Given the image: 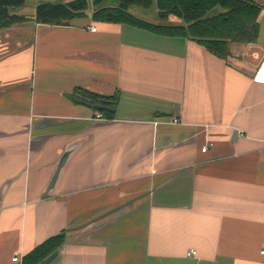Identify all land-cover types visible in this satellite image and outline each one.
<instances>
[{
    "label": "crops",
    "instance_id": "1",
    "mask_svg": "<svg viewBox=\"0 0 264 264\" xmlns=\"http://www.w3.org/2000/svg\"><path fill=\"white\" fill-rule=\"evenodd\" d=\"M90 1L0 27V264H264V0L224 56Z\"/></svg>",
    "mask_w": 264,
    "mask_h": 264
},
{
    "label": "trees",
    "instance_id": "2",
    "mask_svg": "<svg viewBox=\"0 0 264 264\" xmlns=\"http://www.w3.org/2000/svg\"><path fill=\"white\" fill-rule=\"evenodd\" d=\"M23 1V0H19ZM105 0H93L92 17L96 20L120 21L146 27L170 35H186L203 43L214 53L224 56L228 41L255 42L258 39L260 6L248 0H113L116 3L101 5ZM18 0H0V27L12 24L20 14H8L6 6L16 5ZM155 2L160 21H151L130 11V5L151 7ZM220 8L216 13L212 9ZM89 0H73L69 3H43L35 12L41 22H61L88 12ZM79 92V93H78ZM77 94L95 102L116 104L117 98L98 93L77 91ZM109 116L110 110L96 108ZM65 234L51 236L39 244L30 254L35 264L50 254L64 240Z\"/></svg>",
    "mask_w": 264,
    "mask_h": 264
},
{
    "label": "water",
    "instance_id": "3",
    "mask_svg": "<svg viewBox=\"0 0 264 264\" xmlns=\"http://www.w3.org/2000/svg\"><path fill=\"white\" fill-rule=\"evenodd\" d=\"M70 1H73V0H70ZM70 1L59 2V0L58 1L57 0H23L19 5H11L9 8H11L10 10H15V11H17L19 9L20 10L26 9L25 13H27V11H28L27 8L30 7V8H34L35 12H36L37 7L43 3H50V4L51 3H69ZM109 3L114 4L116 2H114L113 0H105L101 3V5H106ZM89 6H91L90 0H89ZM129 9L131 12L136 13V15H138L140 17L150 19L152 21H160L159 16L157 15L158 10H157V6H156L155 2H153L152 6L149 8L144 7V6H140V5H130ZM218 9H220V8H218V6H217L216 8L212 9V11L210 13L211 14L216 13V11L218 12ZM35 12H34V14H35ZM76 100L78 102H81V103L87 105V106L92 107L93 109L101 108V109H106V110H115V108H116L115 104L95 102L91 98L84 97L81 95L77 96ZM64 158L61 160L60 166L62 165ZM57 173H58V170L55 173V178L57 176ZM53 181H52V183H53Z\"/></svg>",
    "mask_w": 264,
    "mask_h": 264
},
{
    "label": "flooded vegetation",
    "instance_id": "4",
    "mask_svg": "<svg viewBox=\"0 0 264 264\" xmlns=\"http://www.w3.org/2000/svg\"><path fill=\"white\" fill-rule=\"evenodd\" d=\"M18 2H19V0H18ZM22 1H20L18 4H16V5H19L20 3H21ZM11 5H7L6 6V8H8L7 9V12H8V14H17V13H15V11H13V10H10L11 8H9ZM28 16H30V15H28ZM34 16H35V14H34ZM82 96V95H81Z\"/></svg>",
    "mask_w": 264,
    "mask_h": 264
},
{
    "label": "rangeland",
    "instance_id": "5",
    "mask_svg": "<svg viewBox=\"0 0 264 264\" xmlns=\"http://www.w3.org/2000/svg\"><path fill=\"white\" fill-rule=\"evenodd\" d=\"M27 10H28L26 13L27 15H30V16L34 15V12H35L34 8L28 7ZM65 20H67V19H62V21H65Z\"/></svg>",
    "mask_w": 264,
    "mask_h": 264
},
{
    "label": "built area",
    "instance_id": "6",
    "mask_svg": "<svg viewBox=\"0 0 264 264\" xmlns=\"http://www.w3.org/2000/svg\"><path fill=\"white\" fill-rule=\"evenodd\" d=\"M92 29H96L95 27H92ZM102 115V114H101ZM176 121V120H175ZM206 147H203V149H205ZM260 252L262 253V254H264V247L260 250ZM15 261L16 260H18L19 259V256H15L14 258H13Z\"/></svg>",
    "mask_w": 264,
    "mask_h": 264
}]
</instances>
